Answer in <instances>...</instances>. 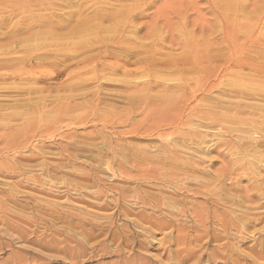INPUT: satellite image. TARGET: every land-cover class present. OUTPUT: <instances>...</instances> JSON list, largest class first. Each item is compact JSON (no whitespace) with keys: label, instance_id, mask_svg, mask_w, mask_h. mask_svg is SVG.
<instances>
[{"label":"rangeland","instance_id":"374dc122","mask_svg":"<svg viewBox=\"0 0 264 264\" xmlns=\"http://www.w3.org/2000/svg\"><path fill=\"white\" fill-rule=\"evenodd\" d=\"M216 1L142 0L133 13L134 29L126 32L124 38L133 43L140 42L148 48L155 47L158 50L157 58H215L222 66L232 67L221 77L225 82L233 80L231 77L237 73L251 74L253 71L235 63L239 61L238 63L246 66V63L256 60L258 55L253 51L254 46L264 52V0H242L241 11H222L217 8ZM1 3L2 0L0 5ZM91 5L87 3V6ZM57 10L55 7L40 10L39 13L51 14ZM256 35L259 41L254 40ZM29 53V50H23L19 55ZM113 54L121 53L115 51ZM260 60L264 61V58ZM109 61L114 63L116 58L110 57ZM67 63L72 64L70 61ZM203 66L208 67L206 61ZM127 69L129 70L126 77L137 81L141 76L145 80L148 75H156L162 79L179 75L172 68L160 67L157 70L145 63L129 64ZM12 71L16 73L18 69L0 68V264H264V236H261V233L264 234L263 222H253L245 228H240L234 239L230 236L207 244L206 238H202L199 241L203 244L201 250L195 247L199 244L195 235L191 238L194 241L192 244H183L176 236V226L151 232L138 227V223L143 224V227H149V224L140 222L134 215L128 216L130 220L124 216L127 209L133 214L140 210V206L135 204V197L146 191L156 194L160 189L166 192H171L172 189L161 185L153 189L135 182H125L124 177L128 174L134 175L136 168L128 164L127 161L131 159L128 157L132 155L123 145H131L134 149L141 148L149 152L151 150L149 154L153 155V145H156L159 139L145 134H140L141 137L125 134L124 138L120 137L111 147L108 136L110 132L126 133L131 130V125L135 126L140 119L138 115H131L130 118L125 116L127 106L118 101H111V104L108 102V105L97 108L96 112H92L90 107L79 108V102L75 103L77 105H71L70 109L66 110L70 116L49 128L52 122L47 119H53L56 113L44 112L40 117L41 114L38 115L35 109L37 98L49 93L44 91L21 95L18 91L49 85L61 87L66 77H59L54 79L55 81L46 79L36 82L32 75L34 71L40 76L48 77L44 66L25 69L14 79L11 77L14 74ZM123 73L127 72L112 66L98 69L95 75L81 71L82 75L75 74L72 80L78 82L81 79H90L95 82L92 86L97 83L119 84L124 78ZM261 74L257 85L264 81V73ZM96 75L98 82L95 81ZM184 75H196L195 69L188 66ZM257 85L249 87L255 88ZM89 91L87 89L70 92L54 89L50 95L65 97L77 94L83 97ZM215 93L212 96L218 97L219 94ZM246 102L264 105V101L256 99ZM108 110L115 112L109 113ZM17 112H21V115L13 117L12 114ZM39 125L46 128L34 132ZM223 125L237 127L236 123L230 122ZM28 126L35 129H29L26 135H30V138L23 140L20 132ZM72 128L76 131L71 132ZM96 130L103 133L90 134ZM255 130L252 136L259 138L264 134V129L260 127ZM244 132H233L232 139H237L238 142L239 138L248 136V133ZM223 138L228 140L230 137L221 139ZM214 141L210 143L213 146L211 147L218 149L210 154L208 159L218 157L216 152L219 149V152L228 155L237 146L235 144L231 148L221 143L215 144ZM153 142L155 143L150 144ZM111 148L116 150L117 158L124 162L122 165L125 166L119 170L114 165L117 158H113ZM260 149L264 152V147ZM239 154L233 157L238 166L244 163ZM263 165L259 164L253 168L247 165V169L239 174L243 175V179H254L257 177V171L262 172L259 170ZM201 166L210 173L219 167L222 171L227 170L221 160L212 166L209 162L202 163ZM199 172L202 171L189 172L186 175L189 177L187 181L196 183L192 178L201 176ZM225 183L228 185L230 180ZM243 184L245 181L240 184V188ZM107 186L114 188L106 190ZM236 193L241 195L242 191L239 189ZM235 199L241 200L237 195ZM173 200H167V203L171 204ZM92 203L96 207L90 205ZM122 203L127 206L124 210ZM99 204H105V207L98 208ZM147 211L149 210L146 209L145 213ZM66 213L72 214L74 222L82 220L83 227L78 228L74 223L63 221L60 217ZM157 214L156 218L160 217V214ZM188 214L189 217L178 215L180 228L193 224L192 215ZM237 214L241 218L242 213ZM167 216L172 217L166 213ZM209 221L212 223L210 232H216L213 219L210 218ZM252 225L256 227L253 228ZM117 231L123 232L127 238L124 243H120L121 238H112V234ZM193 252L194 255L190 258L183 259V255Z\"/></svg>","mask_w":264,"mask_h":264},{"label":"bare ground","instance_id":"6f19581e","mask_svg":"<svg viewBox=\"0 0 264 264\" xmlns=\"http://www.w3.org/2000/svg\"><path fill=\"white\" fill-rule=\"evenodd\" d=\"M87 3L92 5L87 6ZM141 3L142 0H2L0 68L18 69L16 73L12 71L14 73L11 76L12 79L25 69H36L41 66L45 67L46 72H44L48 77L40 76L34 71L32 75L36 82L66 77L61 87L49 85L18 91L21 95L44 91L49 93L47 96H39L35 103V109L38 115L41 114L40 117L44 112L56 113L53 119H47L52 122L49 128H53L59 121L70 116L66 110L78 102L79 104L75 105L79 108L90 107L92 112H96L100 106L108 105V102L111 104V101H118L127 106L125 116L128 118L131 115L140 116L135 126L130 124V131L110 132L108 136L111 147L120 137L124 138L125 134L140 137V134H145L159 139L158 143L153 145L156 154L154 152L152 154L155 155L149 154L151 150L149 152L141 148L134 149L131 145H123L132 155L128 157L131 158L130 161H126L136 168L134 175L127 173L128 175L124 177L125 182H135L153 189L159 185L172 189L171 192L160 189L156 194L146 191L141 196L135 197L137 199L135 204L140 206L136 214L129 209L125 210L124 216L134 215L140 222L149 224V227H143V224L138 223V227L146 232L176 226V236L183 244H192L194 241L191 238L194 235L198 242L206 238L205 243L209 244L230 236L234 239L240 228H245L253 222H263V228L264 165L259 170L262 172L257 171V177L254 179H243V175L239 172L246 170L247 165L253 168V166L258 167L259 164H264V152L260 149L264 147V134H261L259 138L252 136L256 132L255 128L264 129V105L246 102L251 99L264 101V86H262L264 81L257 85V82L261 80V73H264V61L260 60L264 58V52H261L260 48L255 49L254 46L252 50L258 55L256 60L246 63V66L238 63L239 61L235 63L240 67L248 68L253 73H240L241 76L237 73L231 77L233 80L226 82L221 77L232 67L222 66L216 62L215 58L210 59L204 56H190L189 60L171 56L157 58L158 50L155 47L148 48L137 41L134 42L137 44H134L131 40L124 38L126 32L134 29L135 14L133 13ZM216 6L222 11L224 9L243 10L242 0H217ZM55 7L59 11L51 14L39 13L40 10ZM89 9L92 10L89 11ZM253 38L259 41L257 35ZM250 44L254 45V43ZM23 50H29L30 53L19 55ZM115 51L121 54L114 55ZM110 57H115L116 61L111 63ZM68 61L72 64L67 63ZM204 61L207 62L208 67L203 66ZM138 63H145L156 69L172 68L179 75L175 78L163 79L156 75H148L146 79L144 77L145 80L141 76L138 81L128 79L127 66ZM112 66L127 72L123 73L124 78L119 84L97 83L92 86L95 82L90 79H81L78 82L72 80L75 74L82 75L81 71L84 74L92 72L95 75L98 69ZM188 66L195 69L196 75H184ZM254 74L257 76L255 77ZM95 79L98 82L97 75ZM249 85H257V87L251 88ZM54 89L70 92L87 89L90 91L83 97L77 94H69L65 97L51 96L50 93ZM214 92L219 96H212ZM108 112L115 111L108 110ZM18 115H21V112L12 114L13 117ZM227 122L236 123L237 127L223 125ZM31 127L33 126L24 127L20 132L23 140L30 138V135L26 134L29 129H35ZM45 128L39 125L34 132L43 131ZM239 130L247 132L248 136L239 138L237 142V139H232V135ZM75 131L71 129V132ZM92 133L99 135L103 131L90 132ZM226 136L230 138L221 139ZM212 141L231 148L235 144L237 146L228 155L219 152V149L216 152L218 157L208 159L210 154L218 149L212 148L210 144ZM111 151L113 158L116 159V150ZM238 153L244 160V163L239 166L233 160ZM219 160L224 163L227 170L222 171L219 167L210 173L201 166L205 162H209L212 166ZM123 163L117 158L114 165L119 170L125 166L122 165ZM192 170L202 171L198 173L201 176L192 178L196 183L187 181L189 177L186 175ZM226 180H230L228 185L225 183ZM243 181L245 184L240 188ZM113 188L114 186H107L105 189ZM239 189L242 191L241 195L236 193ZM236 195L241 199L240 201H236ZM172 198L173 203H167V200ZM198 199L202 201L197 202ZM90 205L96 207L93 203ZM97 207L104 208L105 204H99ZM121 207L123 210L127 208L124 203ZM146 209L149 210L147 213H145ZM238 212L242 213L241 218L238 217ZM157 213L160 217L156 218ZM166 213L172 217H166ZM188 213L192 215L193 224L180 228L178 215L189 217ZM60 218L65 222L74 223L78 228L83 227V221L74 222L72 214L66 213ZM210 218L213 219V225L216 227V232L213 233L210 232L212 226ZM252 226L256 227V225ZM115 233L112 234V238H121L120 243L127 240L123 232ZM261 236L263 237L264 234L261 233ZM195 247L201 250L203 244L199 242ZM191 255H194V252L182 257L187 260Z\"/></svg>","mask_w":264,"mask_h":264}]
</instances>
